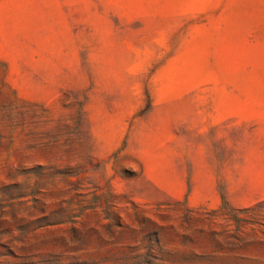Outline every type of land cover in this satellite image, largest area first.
Instances as JSON below:
<instances>
[{
    "label": "rangeland",
    "instance_id": "obj_1",
    "mask_svg": "<svg viewBox=\"0 0 264 264\" xmlns=\"http://www.w3.org/2000/svg\"><path fill=\"white\" fill-rule=\"evenodd\" d=\"M0 264H264V0H0Z\"/></svg>",
    "mask_w": 264,
    "mask_h": 264
}]
</instances>
